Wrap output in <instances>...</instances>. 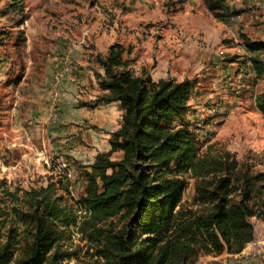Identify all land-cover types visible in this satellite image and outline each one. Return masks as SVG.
Listing matches in <instances>:
<instances>
[{"label": "rangeland", "instance_id": "rangeland-1", "mask_svg": "<svg viewBox=\"0 0 264 264\" xmlns=\"http://www.w3.org/2000/svg\"><path fill=\"white\" fill-rule=\"evenodd\" d=\"M224 4L227 14H235L219 21L202 0H20L15 7L11 0H0V59L12 62L11 76L2 80H14L20 96L31 86V61L43 58H37L38 49L52 55L59 42L73 49L65 65L69 83L79 90V97L71 93L63 103L61 76L55 72L52 84L42 89L50 103H0V182L28 189L67 173L76 181L74 196L82 194V170L110 149V133L121 121L117 103H95L100 92L93 56L106 55L112 45L124 49L122 59L134 75L190 82L184 122L203 151L226 150L264 170V115L255 106V96L264 93V73L255 76L243 45L244 37L264 43V13L244 0ZM259 55L264 62V50ZM194 194L195 180L187 178L181 206L195 213L207 210L193 203ZM250 221L254 239L264 238L263 223ZM73 241L76 246L69 251L76 255L60 264H104L80 234L74 233ZM259 248V255L236 264H264V247ZM230 261L227 252L201 251L193 264Z\"/></svg>", "mask_w": 264, "mask_h": 264}, {"label": "trees", "instance_id": "trees-1", "mask_svg": "<svg viewBox=\"0 0 264 264\" xmlns=\"http://www.w3.org/2000/svg\"><path fill=\"white\" fill-rule=\"evenodd\" d=\"M202 1L219 21L235 14L224 0ZM243 45L262 76L264 43L244 37ZM123 52L112 45L93 56L95 103L115 102L122 115L110 149L82 170V194L74 196L67 173L28 189L0 182V264H60L76 255L74 233L104 264H193L201 251L240 253L255 238L250 219L264 225V170L226 150L203 151L184 122L190 82L134 75ZM255 106L264 115V93ZM187 178L195 180L193 203L207 210L181 206Z\"/></svg>", "mask_w": 264, "mask_h": 264}, {"label": "crops", "instance_id": "crops-1", "mask_svg": "<svg viewBox=\"0 0 264 264\" xmlns=\"http://www.w3.org/2000/svg\"><path fill=\"white\" fill-rule=\"evenodd\" d=\"M246 4L254 5L255 8L258 9L259 12L264 13V0H244ZM264 25H261V27ZM264 37V36H263ZM264 39V38H262ZM55 49L53 54L49 53L45 56V49H38L37 51V58L39 59L38 55L43 57L39 59V62L36 63L35 59L31 61L30 65L32 66L30 71L32 72L33 77L30 79L31 86H28L23 92L18 95V89L14 86V80L9 79L8 81L4 82V76L6 79L11 76V72H7V70L11 69V58L6 61L0 59V103H50V99L48 96L42 93V89H44L49 84H52V74L57 72L60 76V82L58 84V89L60 95L62 97L63 103H68L69 99L71 98V93H76V97H79V90L77 86L74 84L69 83L68 74L66 68V63L68 62V58H72V50L64 49V47L60 46L59 42L55 44ZM3 49L4 46H0ZM76 52V51H75ZM75 56V55H74ZM7 58V57H6ZM5 58V59H6ZM9 61V63H7ZM72 72V71H71ZM74 77L79 79V74L77 73V69L74 70ZM3 79V80H2ZM38 81V84L35 82ZM39 87H42L39 89ZM49 88V87H48ZM56 88V87H55ZM49 93V92H48ZM69 93V94H68ZM7 94H11L12 97L6 96ZM10 96V95H9ZM74 98V97H72ZM115 103V102H113Z\"/></svg>", "mask_w": 264, "mask_h": 264}, {"label": "built area", "instance_id": "built-area-1", "mask_svg": "<svg viewBox=\"0 0 264 264\" xmlns=\"http://www.w3.org/2000/svg\"><path fill=\"white\" fill-rule=\"evenodd\" d=\"M259 247H264V238L260 240L253 239L245 246V248L240 253L229 254L230 258H232V261H230L229 263L224 262L222 264L246 263L254 256H257L261 253L262 248Z\"/></svg>", "mask_w": 264, "mask_h": 264}]
</instances>
